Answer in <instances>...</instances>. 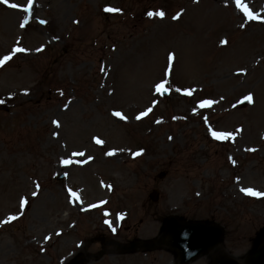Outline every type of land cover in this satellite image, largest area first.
Instances as JSON below:
<instances>
[{
  "label": "rangeland",
  "instance_id": "rangeland-1",
  "mask_svg": "<svg viewBox=\"0 0 264 264\" xmlns=\"http://www.w3.org/2000/svg\"><path fill=\"white\" fill-rule=\"evenodd\" d=\"M0 61V264L157 237L169 212L223 224L221 252L246 261L264 231V0H0ZM168 248L85 264H180Z\"/></svg>",
  "mask_w": 264,
  "mask_h": 264
},
{
  "label": "snow or ice",
  "instance_id": "snow-or-ice-1",
  "mask_svg": "<svg viewBox=\"0 0 264 264\" xmlns=\"http://www.w3.org/2000/svg\"><path fill=\"white\" fill-rule=\"evenodd\" d=\"M4 2L7 4L8 2H9V0H4ZM11 7L12 8H17V7H19V5H17V4H11ZM30 10V7L28 8V9H25V11H29ZM110 11H114V9H109ZM149 15H153L152 13H149ZM156 15H159V16H163L164 15V13L163 12H160V13H157ZM249 15L251 16V13H249ZM24 25L22 24L21 25V27H23ZM23 51H25L23 48H17L16 49V52H23ZM11 59V57L10 56H5L4 57V60L6 61V60H10ZM0 63H3V61H0ZM156 88H157V91H165L166 89H165V87H164V84H158L157 86H156ZM190 94V93H189ZM247 99L250 101L251 100V97L249 96V97H247ZM213 102L211 101V100H203L202 101V103H201V107H203V106H206V105H210V104H212ZM149 112L151 111V109H149L148 110ZM148 113L147 112H145V113H141V116H146ZM115 115L116 116H121V113H119V112H116L115 113ZM121 118H124V117H121ZM140 117H137V119H139ZM213 135L217 138V139H225V138H227L230 134L229 133H226V132H215V133H213ZM97 143H103L102 141H97ZM137 154H139V153H137ZM81 155H83V154H81ZM63 163L65 164V165H69V164H71L72 163V161L71 160H64L63 161ZM71 191V190H70ZM249 194H252V195H258L259 193H255V192H253V190L252 189H247L246 190ZM73 195H76L75 193H73ZM11 219H15V217H11Z\"/></svg>",
  "mask_w": 264,
  "mask_h": 264
},
{
  "label": "water",
  "instance_id": "water-1",
  "mask_svg": "<svg viewBox=\"0 0 264 264\" xmlns=\"http://www.w3.org/2000/svg\"><path fill=\"white\" fill-rule=\"evenodd\" d=\"M204 225H205L204 223L187 224V225H184V228L180 230L179 233H182L183 231L186 230V233H188L194 239H196L197 237H200V233ZM82 261L84 260L80 259L79 257H76L75 259H73L71 262L67 264H80ZM250 262L251 264H264V235H263V241L260 244V246L252 252L251 257H250Z\"/></svg>",
  "mask_w": 264,
  "mask_h": 264
}]
</instances>
